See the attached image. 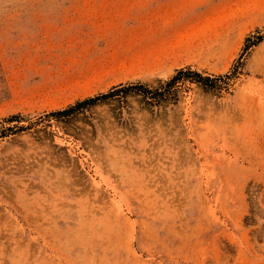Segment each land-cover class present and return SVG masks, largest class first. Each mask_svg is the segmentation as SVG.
Here are the masks:
<instances>
[{
	"label": "rangeland",
	"instance_id": "obj_1",
	"mask_svg": "<svg viewBox=\"0 0 264 264\" xmlns=\"http://www.w3.org/2000/svg\"><path fill=\"white\" fill-rule=\"evenodd\" d=\"M0 264H264V0H0Z\"/></svg>",
	"mask_w": 264,
	"mask_h": 264
},
{
	"label": "trees",
	"instance_id": "obj_2",
	"mask_svg": "<svg viewBox=\"0 0 264 264\" xmlns=\"http://www.w3.org/2000/svg\"><path fill=\"white\" fill-rule=\"evenodd\" d=\"M257 41L260 40V36H256ZM250 39H245V45L243 49H246ZM254 43V42H251ZM187 79L189 82H195L200 84L203 89H212L216 87V78H209L207 76H201L199 73L192 71L189 67L176 69L168 79L161 81L158 87L152 88L143 83L136 82L122 86H114L110 88L106 93L97 94L92 97H85L81 100L75 101L73 104L59 110L50 112L49 115H53L56 119H68L70 116H74L76 113L83 111L90 104H94L97 101H101L109 98L113 95L120 94L121 96L126 93L139 95L141 100L149 105L157 103L159 100L166 99L168 97L173 98L175 95V86L178 82ZM120 97V96H118Z\"/></svg>",
	"mask_w": 264,
	"mask_h": 264
}]
</instances>
